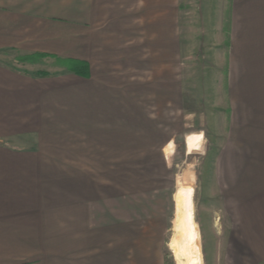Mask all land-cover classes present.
<instances>
[{"label":"crops","instance_id":"0c3cea01","mask_svg":"<svg viewBox=\"0 0 264 264\" xmlns=\"http://www.w3.org/2000/svg\"><path fill=\"white\" fill-rule=\"evenodd\" d=\"M112 1L0 0V264H112L104 241L122 233L129 203L111 177L127 175L129 128L163 139L128 118L144 88L118 75L128 62L121 24L104 19L121 13ZM226 40L216 92L241 149L224 169L234 171L232 191L248 197V239L264 257V0H228ZM136 53L124 56L139 77ZM57 59L84 63L85 76ZM47 62L51 70L32 69ZM132 254L143 264L142 250Z\"/></svg>","mask_w":264,"mask_h":264},{"label":"rangeland","instance_id":"374dc122","mask_svg":"<svg viewBox=\"0 0 264 264\" xmlns=\"http://www.w3.org/2000/svg\"><path fill=\"white\" fill-rule=\"evenodd\" d=\"M111 7L120 15L104 19L121 24L120 53L128 62V73L118 75H128V86L138 82L144 88L140 112L129 111L128 118L144 120L163 134L154 144L129 128L127 175L111 177L121 182L129 203L122 233L104 241L112 251L111 263L134 264L132 252L138 248L143 264H179L169 243L175 234L174 193L183 184L193 189L199 264H264V257L256 255L261 250L248 239V197L232 191L234 171L224 169L232 161L223 158L241 149L226 128L216 92L228 40V0H116ZM137 51L144 61L139 77L124 56ZM35 68L51 70L50 62ZM171 88L174 98L167 94ZM129 99L136 103L134 95ZM190 133L202 137L200 150L187 153L184 140Z\"/></svg>","mask_w":264,"mask_h":264},{"label":"bare ground","instance_id":"6f19581e","mask_svg":"<svg viewBox=\"0 0 264 264\" xmlns=\"http://www.w3.org/2000/svg\"><path fill=\"white\" fill-rule=\"evenodd\" d=\"M201 137V133H190L186 136L185 145L188 153L200 150ZM193 195L192 187L183 184H179L174 193L176 212L173 229L175 234L169 243V248L179 264H199ZM184 259L185 262H183Z\"/></svg>","mask_w":264,"mask_h":264},{"label":"trees","instance_id":"16d2710c","mask_svg":"<svg viewBox=\"0 0 264 264\" xmlns=\"http://www.w3.org/2000/svg\"><path fill=\"white\" fill-rule=\"evenodd\" d=\"M15 60H16L17 63H20V62H25L27 60H30V57H27V56H17L15 58ZM57 60H60L61 61V63L63 64V66L65 67V69L67 71L73 72V73L78 74V75H81V76H83L85 74L84 71H85L86 65L84 63H82L81 65H77L74 62L69 61V60H61V59H57ZM10 67L13 68L12 66H10ZM33 74L35 76H47V75H50V73L45 72V71H36Z\"/></svg>","mask_w":264,"mask_h":264}]
</instances>
